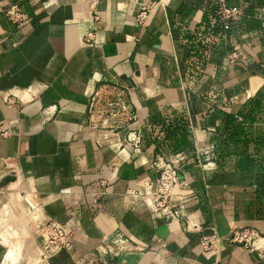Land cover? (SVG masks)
Instances as JSON below:
<instances>
[{
	"label": "crops",
	"instance_id": "1",
	"mask_svg": "<svg viewBox=\"0 0 264 264\" xmlns=\"http://www.w3.org/2000/svg\"><path fill=\"white\" fill-rule=\"evenodd\" d=\"M226 1L253 4L252 15L213 35L217 0H0V264H264V3ZM12 4L27 17L20 26L5 16ZM233 50L243 59L228 64ZM104 87L125 89L137 150L125 129L91 128L88 99ZM167 110L186 119V144L152 121ZM160 155L178 163L180 220L141 200ZM12 196L64 218L70 246L43 259L39 222L5 214ZM232 228L255 229L258 250L229 242ZM211 235L205 251L199 240ZM107 236L124 249L100 252Z\"/></svg>",
	"mask_w": 264,
	"mask_h": 264
},
{
	"label": "built area",
	"instance_id": "2",
	"mask_svg": "<svg viewBox=\"0 0 264 264\" xmlns=\"http://www.w3.org/2000/svg\"><path fill=\"white\" fill-rule=\"evenodd\" d=\"M217 14L224 30L229 28V23L237 17L244 9V4H229L226 0H217ZM151 5L144 7L137 15L138 22L145 24L149 17ZM6 18L15 25H22L26 22L25 13L16 4L10 5L5 10ZM85 43L92 44V34L85 35ZM243 59L238 50H233L227 54L225 61L233 64ZM29 96L26 90L17 92H8L6 104L8 106L18 105L24 97ZM88 118L92 129L102 132L117 134L125 129V143L134 150L140 147L142 136L139 128L131 129L129 125L135 121L137 114L125 89L120 87L100 88L91 93L88 99ZM177 156V155H176ZM175 156V157H176ZM157 171V176L152 182L145 183L148 192L141 200L154 213L162 216H171L176 220L185 217L183 202L173 206L172 192L173 188L179 182L178 163L163 155L158 156L153 163ZM28 205L34 209V206L27 201ZM35 221L39 222L37 233L39 236V245L43 259H47L63 249L70 246V233L65 230L62 224L52 220H45L38 214L33 216ZM259 233L252 228H232L227 236V240L242 248L254 251L258 250L255 241L260 239ZM217 238L214 235L202 236L199 244L205 251H210L216 247ZM125 241L120 237H103L99 251L103 254H116L123 250Z\"/></svg>",
	"mask_w": 264,
	"mask_h": 264
},
{
	"label": "trees",
	"instance_id": "3",
	"mask_svg": "<svg viewBox=\"0 0 264 264\" xmlns=\"http://www.w3.org/2000/svg\"><path fill=\"white\" fill-rule=\"evenodd\" d=\"M259 3H264V0H258ZM253 4H250L247 6L246 11L250 12L252 15V9H253ZM215 22L212 26H210V31L213 35H220V32L226 31L228 34L231 30H223V27L220 22V18H215ZM230 34V33H229ZM264 36V33L262 34ZM229 119H232L231 116H229ZM157 122L160 124V126L165 130L167 138L169 140H172L175 142V145L177 143H182L183 145L186 144V135H187V128L186 124L187 121L184 117L178 116L173 114L171 111L167 110L166 112L162 114H154L152 116V121ZM176 147V146H175Z\"/></svg>",
	"mask_w": 264,
	"mask_h": 264
},
{
	"label": "rangeland",
	"instance_id": "4",
	"mask_svg": "<svg viewBox=\"0 0 264 264\" xmlns=\"http://www.w3.org/2000/svg\"><path fill=\"white\" fill-rule=\"evenodd\" d=\"M30 199H28V202L31 204V205H33L34 206V209H32L29 205H28V203H27V201H24V203H20L19 205H18V200L17 199H15L13 196H12V202H11V205H9L10 206V209H11V212H13V211H15V210H17L18 209V211H20V212H22V214H24V215H22V218H23V220H20L21 221V223H22V225H23V227H24V225L26 226H28V227H33L32 225V222L34 221V219H33V216H35L36 214H38V212H37V208H36V206H35V204H34V202L32 201V199L29 201ZM12 207V208H11ZM9 208V207H8ZM10 211V210H9ZM9 211H7L8 213H9ZM17 219L15 218V221H16ZM24 223V224H23ZM14 224V220H11L10 221V225L8 226V224L7 225H5V226H8V227H12V225ZM9 231V229H7V232Z\"/></svg>",
	"mask_w": 264,
	"mask_h": 264
},
{
	"label": "water",
	"instance_id": "5",
	"mask_svg": "<svg viewBox=\"0 0 264 264\" xmlns=\"http://www.w3.org/2000/svg\"><path fill=\"white\" fill-rule=\"evenodd\" d=\"M45 213L54 221L58 222L59 224H63L65 222L64 218H61L56 215L49 207L44 208Z\"/></svg>",
	"mask_w": 264,
	"mask_h": 264
},
{
	"label": "bare ground",
	"instance_id": "6",
	"mask_svg": "<svg viewBox=\"0 0 264 264\" xmlns=\"http://www.w3.org/2000/svg\"><path fill=\"white\" fill-rule=\"evenodd\" d=\"M10 205H11V204H10ZM6 206H7V205H5V207H6ZM7 207H9V208H10L9 204H8V206H7ZM7 207H6V208H7ZM6 208H5V209H6ZM11 208H12V207H11ZM7 209H8V208H7ZM9 210H10V211H9ZM9 210H8V211H9V213H10V212H11V209H9ZM5 214H8V212L6 211V213H5ZM12 214H13V213H12ZM2 217H3V216H2Z\"/></svg>",
	"mask_w": 264,
	"mask_h": 264
}]
</instances>
